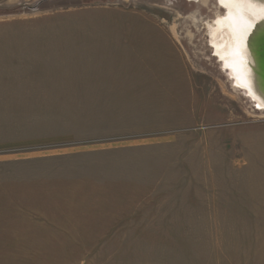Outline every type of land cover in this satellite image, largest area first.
I'll use <instances>...</instances> for the list:
<instances>
[{"label":"rangeland","instance_id":"rangeland-1","mask_svg":"<svg viewBox=\"0 0 264 264\" xmlns=\"http://www.w3.org/2000/svg\"><path fill=\"white\" fill-rule=\"evenodd\" d=\"M239 3L0 0V264H20L25 205L96 193L78 158L119 144L164 215L88 264H264V106L211 34L238 6L264 15V0Z\"/></svg>","mask_w":264,"mask_h":264},{"label":"crops","instance_id":"crops-1","mask_svg":"<svg viewBox=\"0 0 264 264\" xmlns=\"http://www.w3.org/2000/svg\"><path fill=\"white\" fill-rule=\"evenodd\" d=\"M108 156L95 154L93 159L79 157L82 166L93 161L96 193L84 194L78 200L59 201L37 198L25 208L30 213L13 220L14 235L11 250L14 261L20 264H88L95 252L115 241L118 236L132 233L134 224L151 215H164L166 203L143 194L134 187L131 177L133 147L119 144ZM112 167L113 169H109ZM88 186L90 181L87 182ZM67 203V204H63ZM52 209L53 213L48 210ZM36 210L37 215L31 211ZM60 211V213H58ZM41 213V214H40ZM17 236L22 240L18 241ZM82 236H84L82 238Z\"/></svg>","mask_w":264,"mask_h":264},{"label":"bare ground","instance_id":"bare-ground-1","mask_svg":"<svg viewBox=\"0 0 264 264\" xmlns=\"http://www.w3.org/2000/svg\"><path fill=\"white\" fill-rule=\"evenodd\" d=\"M220 24L216 21L211 30L218 55L226 62L236 84L264 106V15L243 13L238 6L234 11L229 10ZM246 30L250 31V42L245 39Z\"/></svg>","mask_w":264,"mask_h":264},{"label":"flooded vegetation","instance_id":"flooded-vegetation-1","mask_svg":"<svg viewBox=\"0 0 264 264\" xmlns=\"http://www.w3.org/2000/svg\"><path fill=\"white\" fill-rule=\"evenodd\" d=\"M220 2L223 3V4H225V5H233V6L238 4V0H220ZM227 15H228V13H227ZM227 15H226V17H227ZM225 18H218V21H217L218 22V25H222L220 23H222L223 20L225 21ZM219 33H221V31H219ZM217 49L218 48H216V50Z\"/></svg>","mask_w":264,"mask_h":264}]
</instances>
